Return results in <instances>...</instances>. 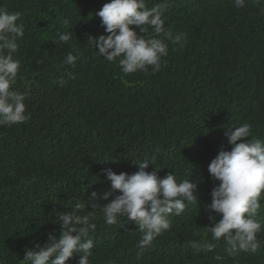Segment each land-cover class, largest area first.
<instances>
[{
	"label": "trees",
	"instance_id": "16d2710c",
	"mask_svg": "<svg viewBox=\"0 0 264 264\" xmlns=\"http://www.w3.org/2000/svg\"><path fill=\"white\" fill-rule=\"evenodd\" d=\"M110 0H0V7L19 12L25 34L13 58L20 69L12 89L27 93L23 123L0 126V264H26V251L59 236L58 215L92 213L96 224L89 264H264V199L256 217L262 224L256 252L235 257L223 239L208 232L212 190L219 183L208 167L231 150L225 132L243 123L251 138L264 140V0H146L165 7L168 55L162 70L124 74L118 62L96 55L89 35H107L95 13ZM68 21V26H65ZM135 27V26H133ZM138 34L139 29H135ZM58 31H71L68 44H56ZM148 28L147 36L152 35ZM75 45V48H73ZM76 49L84 59L73 68L64 64ZM72 79L61 87V77ZM157 149L159 152L157 153ZM156 157L160 178L198 184L196 202L151 246L138 247L139 226L122 216L108 225L92 210L93 191L110 202L113 192L104 169L129 175L143 159ZM154 165L147 171L151 172ZM111 192L109 200L103 193ZM198 202V204H197ZM88 205V207H87ZM213 244L211 252L193 245ZM79 256L67 264H78Z\"/></svg>",
	"mask_w": 264,
	"mask_h": 264
},
{
	"label": "clouds",
	"instance_id": "9594fccd",
	"mask_svg": "<svg viewBox=\"0 0 264 264\" xmlns=\"http://www.w3.org/2000/svg\"><path fill=\"white\" fill-rule=\"evenodd\" d=\"M260 3V0H255ZM237 8L246 6V0H234ZM165 7L155 5L149 8L146 0H110L95 13L101 18V24L107 35L98 37L89 35L88 43L96 50L97 56L108 62H118L124 74L147 73L151 67L153 73L162 70V60L168 55L165 38L174 43L187 41L186 32L175 36L165 27ZM19 12H9L0 7V126L23 123L30 118L26 114L25 100L27 93L12 89L15 84L20 61L13 58L18 49V39L25 34ZM68 26V21H65ZM135 26V27H133ZM153 32L147 36L148 28ZM139 29L140 35L135 30ZM72 40L71 31H58L56 44H68ZM75 48V45H73ZM84 55L78 49L69 53L64 64L75 67ZM61 77V87L72 79ZM225 135L231 150L221 151L210 163L208 171L211 177L219 181L213 188L212 202L208 211L220 216L210 215L213 226L208 232L215 241L223 239L227 244L226 252L235 257L241 252H256L261 245L258 234L262 224L256 219L264 199V140L251 138V125L243 123L238 127L227 128ZM157 153L159 149L156 150ZM139 170L129 175L117 174L112 169H104V174L111 182L113 192L119 191L110 202L100 205L95 201L101 198L93 191L90 200L92 210L99 209L108 225L118 222L122 216L135 221L142 233L138 247L144 249L171 227L169 217L180 215L188 204L196 202L198 184L190 178L178 181L176 175L169 173L160 178L161 167L156 164V157L135 162ZM154 165L153 171L147 169ZM111 192L103 193L102 198L109 200ZM198 204V202H197ZM88 207V205H87ZM85 208L77 204L70 213L61 212L58 223L62 226L59 236L49 235L44 245L37 244L26 251V264H67L74 256H79L78 264H89L94 241L89 238L90 231H95L96 224L90 223L92 213L79 214ZM197 252H211L213 244L193 245Z\"/></svg>",
	"mask_w": 264,
	"mask_h": 264
}]
</instances>
